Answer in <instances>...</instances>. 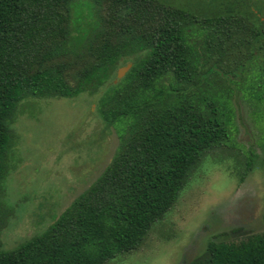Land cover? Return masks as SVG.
<instances>
[{
    "label": "trees",
    "instance_id": "trees-1",
    "mask_svg": "<svg viewBox=\"0 0 264 264\" xmlns=\"http://www.w3.org/2000/svg\"><path fill=\"white\" fill-rule=\"evenodd\" d=\"M254 2L211 0L198 12L166 0H0V264H105L142 246L209 151L232 139L230 74L255 63L256 90L264 84V10ZM80 93H98L119 144L49 225L3 249L19 106ZM185 264H264V232L209 241Z\"/></svg>",
    "mask_w": 264,
    "mask_h": 264
},
{
    "label": "rangeland",
    "instance_id": "rangeland-1",
    "mask_svg": "<svg viewBox=\"0 0 264 264\" xmlns=\"http://www.w3.org/2000/svg\"><path fill=\"white\" fill-rule=\"evenodd\" d=\"M166 1L204 12L211 0ZM253 6L264 10V0ZM81 11L88 12L84 6ZM234 72L227 80L232 109L228 145L209 151L139 249L105 264H185L203 256L209 241H238L264 232V100L258 104L264 84L256 90L260 79L255 63ZM97 99L98 93H80L20 104L11 124V171L1 197L12 209L1 233L3 249L49 225L112 158L119 139L98 115ZM250 151L253 167L243 175Z\"/></svg>",
    "mask_w": 264,
    "mask_h": 264
},
{
    "label": "water",
    "instance_id": "water-1",
    "mask_svg": "<svg viewBox=\"0 0 264 264\" xmlns=\"http://www.w3.org/2000/svg\"><path fill=\"white\" fill-rule=\"evenodd\" d=\"M130 63H128L126 66L120 67L117 70V77L120 78L129 68H130Z\"/></svg>",
    "mask_w": 264,
    "mask_h": 264
}]
</instances>
